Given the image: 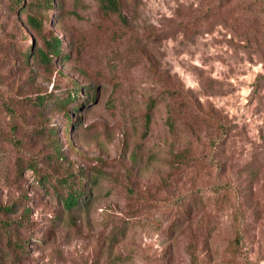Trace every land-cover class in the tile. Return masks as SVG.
<instances>
[{"label":"rangeland","instance_id":"rangeland-1","mask_svg":"<svg viewBox=\"0 0 264 264\" xmlns=\"http://www.w3.org/2000/svg\"><path fill=\"white\" fill-rule=\"evenodd\" d=\"M120 1L0 0V264H264V0Z\"/></svg>","mask_w":264,"mask_h":264},{"label":"trees","instance_id":"trees-1","mask_svg":"<svg viewBox=\"0 0 264 264\" xmlns=\"http://www.w3.org/2000/svg\"><path fill=\"white\" fill-rule=\"evenodd\" d=\"M52 1L53 0H48L47 5H49V7L52 6ZM100 2L102 3V6L107 10V11H114V12H122V3L120 0H100ZM29 21L31 23H36V19L33 16L29 17ZM46 45H47V50H40V55L46 60L48 59L49 62H52V59L50 57L52 56H59L62 53V42L61 39L58 36H53L50 40H46ZM76 96V93H74V97ZM42 100V104L45 103V97H40ZM150 118H151V110H149L148 113V122L147 124L150 122ZM79 202V197L77 196V194H75L74 192H70L68 194V196L66 197L65 203L68 206H74L76 204H78ZM0 211L2 213H9V212H14L15 208L14 205H2L0 206ZM12 226L13 223L10 220H0V229L3 230V233L6 235L7 238V242L10 244L11 242V238H12ZM19 246L21 248H23V244L20 242Z\"/></svg>","mask_w":264,"mask_h":264}]
</instances>
